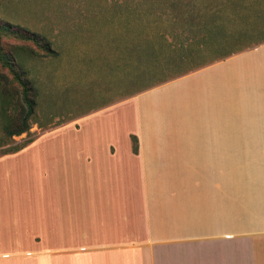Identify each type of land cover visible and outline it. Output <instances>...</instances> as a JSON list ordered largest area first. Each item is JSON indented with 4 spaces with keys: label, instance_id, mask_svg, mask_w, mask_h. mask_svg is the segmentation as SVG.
<instances>
[{
    "label": "crops",
    "instance_id": "1",
    "mask_svg": "<svg viewBox=\"0 0 264 264\" xmlns=\"http://www.w3.org/2000/svg\"><path fill=\"white\" fill-rule=\"evenodd\" d=\"M206 57L125 96L124 143L0 152V264H264V32Z\"/></svg>",
    "mask_w": 264,
    "mask_h": 264
},
{
    "label": "rangeland",
    "instance_id": "2",
    "mask_svg": "<svg viewBox=\"0 0 264 264\" xmlns=\"http://www.w3.org/2000/svg\"><path fill=\"white\" fill-rule=\"evenodd\" d=\"M2 23L46 39L55 53L0 26V152L34 140L46 161L62 144L63 160L69 143L87 135L82 127L114 125L117 140L127 141L117 113L126 95L166 78L141 71L162 66L164 43L203 49L182 61L188 68L251 44L264 32V0H0ZM6 52L27 88L14 78ZM26 89L35 93L29 129L7 137L4 127L15 120L17 96Z\"/></svg>",
    "mask_w": 264,
    "mask_h": 264
},
{
    "label": "trees",
    "instance_id": "3",
    "mask_svg": "<svg viewBox=\"0 0 264 264\" xmlns=\"http://www.w3.org/2000/svg\"><path fill=\"white\" fill-rule=\"evenodd\" d=\"M0 26L1 28H4L5 32L7 31L13 34L14 37H16L17 35L18 36L21 35L24 37V39H30V38L34 39L35 41H38L39 44L47 50V52H49L50 54L55 53V51L50 47V43L44 38L38 39L37 37H34L33 35H31L25 30L16 29L12 25H8L5 23L0 24ZM145 44H142V56H148L149 54L152 53L148 51L149 47L147 46L148 43L146 41H145ZM164 47H165V50L162 53L164 56L162 66H159L158 69L152 66L141 68V71L142 73H144V75L153 74V76L154 75L157 76L160 73L161 77L170 76L173 73L172 74H168V73L175 72V71L177 72L179 70L178 68L182 67L183 62L181 60L183 59V56L188 55V57L191 56L190 58L195 57V53H192V49L190 50L185 49L182 44L180 45V47H173L170 42H167V44L164 43ZM162 49L163 48L161 47V50ZM166 50H167V53H166ZM183 51L184 52L187 51V52L184 53ZM164 52L166 53V56L164 55ZM3 56L6 59L7 63L9 64L10 70L12 74L14 75V78L19 79L20 80L19 82L22 85H25L26 83H28L27 80H24L25 77H22L24 75V71L13 61L9 52H6V54L3 53ZM180 63L181 65H179ZM25 86L27 88V85ZM29 93L30 91L26 89L22 97L19 98L17 96V104L19 108L17 110L18 112H17L16 118L12 123L4 127V134L7 137H11L13 135H19L22 132H25L29 129V119L31 115L33 114V110L35 106V101H34L35 93H34V96H30ZM131 138L133 142V150L136 151L137 150V146H136L137 138L135 135H131ZM29 141H32V140H29ZM20 147L16 148V150L19 149Z\"/></svg>",
    "mask_w": 264,
    "mask_h": 264
}]
</instances>
